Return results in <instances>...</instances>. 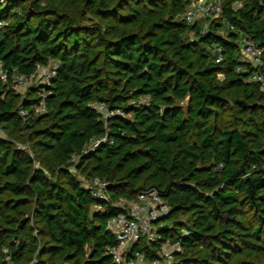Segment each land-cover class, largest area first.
Listing matches in <instances>:
<instances>
[{"label": "trees", "instance_id": "trees-1", "mask_svg": "<svg viewBox=\"0 0 264 264\" xmlns=\"http://www.w3.org/2000/svg\"><path fill=\"white\" fill-rule=\"evenodd\" d=\"M83 1L103 24L83 26L76 0H0L6 69L59 63L41 115L40 88L23 99L0 81V251L14 264H116L106 224L121 210L81 180L98 177L114 197L168 200L158 225L183 243L174 264H264V91L241 56L247 37L264 59V0H222L206 32L180 17L196 0ZM97 103L124 116L104 122ZM95 138L106 141L91 150ZM157 246L133 249L154 258Z\"/></svg>", "mask_w": 264, "mask_h": 264}, {"label": "built area", "instance_id": "built-area-1", "mask_svg": "<svg viewBox=\"0 0 264 264\" xmlns=\"http://www.w3.org/2000/svg\"><path fill=\"white\" fill-rule=\"evenodd\" d=\"M187 11L180 17L187 24H194L205 18H219L224 13L222 0L193 1ZM4 23L0 22V29ZM232 30L233 26L230 27ZM221 34V32H219ZM243 50L246 56L251 60L252 66L258 70L254 73L252 80L259 84L260 89L264 91V73L259 68L263 66L264 59L263 50L247 37H242ZM217 63L223 61L221 49L217 50ZM59 68V63L54 60H48L47 63L38 65L36 72L27 76L18 73L15 69L8 71L0 62V81L5 84L11 83L16 88H24L30 82H40V91L38 96L41 98L40 104L35 108L40 113L46 112L45 101L50 94L48 87L51 85L52 79L56 77ZM223 78V76H221ZM31 85V83H30ZM149 97H142L136 105L148 103ZM93 107L100 114L102 120L107 122L114 115L124 116L121 110H112L106 105L97 103ZM23 118L29 116L28 110H20ZM3 134L0 126V135ZM106 138H95L89 146V149L94 150L101 143H104ZM78 156H73V163H78ZM84 186L90 191L94 198L103 201L119 210L120 213L113 216L107 221L106 227L108 231L114 234L116 245L107 247L106 255L111 256L116 264H174L176 257L183 253L182 241H173L164 238L159 233L158 225L162 219L168 216L171 212L168 200L156 190H147L138 194L135 198L114 197L110 192V183L107 180L95 177L93 180H87L81 177ZM99 210L101 206L97 207ZM187 234V231H183ZM142 241L148 244L156 243L158 246L155 249V257L148 258L144 253L136 251L133 247ZM0 254L4 258L5 264H14L12 256L7 248H3Z\"/></svg>", "mask_w": 264, "mask_h": 264}, {"label": "rangeland", "instance_id": "rangeland-1", "mask_svg": "<svg viewBox=\"0 0 264 264\" xmlns=\"http://www.w3.org/2000/svg\"><path fill=\"white\" fill-rule=\"evenodd\" d=\"M78 2V13H79V20H80V23L83 25V26H90L91 24H103L102 22V18L97 15L95 12H93L91 9L89 10V8H86V9H83V4L84 1L81 0V2L79 0H76ZM211 22H219L218 20H216V18H205L203 21L199 22V24L201 26H203V30L206 32V30L209 28V24ZM226 32V28L222 29L221 31V34H225ZM241 56H242V59L244 61H248V58L243 50V42L241 41ZM252 65V64H251ZM31 83V85H30ZM28 83L24 88H16L14 87L15 91H16V94L19 95V97L25 99L27 96H28V92L30 90H32L33 87H36V88H40V85L39 83L40 82H30ZM35 113L38 114V115H41L43 113H40L39 110H35ZM3 131V134L0 135L1 137L3 138H7V139H10V136L8 134L7 131H5L4 129H2ZM27 133V132H26ZM17 146L18 147H22L23 145L19 142H16Z\"/></svg>", "mask_w": 264, "mask_h": 264}, {"label": "crops", "instance_id": "crops-1", "mask_svg": "<svg viewBox=\"0 0 264 264\" xmlns=\"http://www.w3.org/2000/svg\"><path fill=\"white\" fill-rule=\"evenodd\" d=\"M248 58V57H247ZM248 63H250L251 64V60L248 58V61H247Z\"/></svg>", "mask_w": 264, "mask_h": 264}]
</instances>
